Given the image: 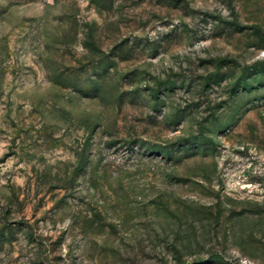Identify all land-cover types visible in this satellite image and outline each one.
I'll list each match as a JSON object with an SVG mask.
<instances>
[{
    "label": "rangeland",
    "instance_id": "1",
    "mask_svg": "<svg viewBox=\"0 0 264 264\" xmlns=\"http://www.w3.org/2000/svg\"><path fill=\"white\" fill-rule=\"evenodd\" d=\"M0 264H264V0H0Z\"/></svg>",
    "mask_w": 264,
    "mask_h": 264
}]
</instances>
